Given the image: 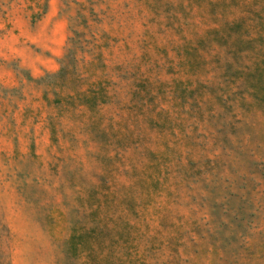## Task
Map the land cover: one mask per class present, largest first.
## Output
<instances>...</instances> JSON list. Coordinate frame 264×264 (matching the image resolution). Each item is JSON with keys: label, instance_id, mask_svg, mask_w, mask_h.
Here are the masks:
<instances>
[{"label": "rangeland", "instance_id": "374dc122", "mask_svg": "<svg viewBox=\"0 0 264 264\" xmlns=\"http://www.w3.org/2000/svg\"><path fill=\"white\" fill-rule=\"evenodd\" d=\"M0 264H264V0H0Z\"/></svg>", "mask_w": 264, "mask_h": 264}]
</instances>
